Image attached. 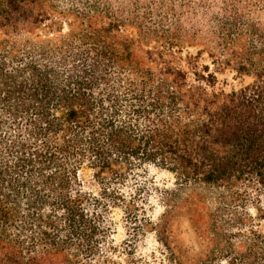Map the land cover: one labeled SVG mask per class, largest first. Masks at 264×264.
<instances>
[{
  "label": "trees",
  "instance_id": "16d2710c",
  "mask_svg": "<svg viewBox=\"0 0 264 264\" xmlns=\"http://www.w3.org/2000/svg\"><path fill=\"white\" fill-rule=\"evenodd\" d=\"M149 165L144 255L108 214ZM263 226L264 0H0V264H264Z\"/></svg>",
  "mask_w": 264,
  "mask_h": 264
},
{
  "label": "rangeland",
  "instance_id": "374dc122",
  "mask_svg": "<svg viewBox=\"0 0 264 264\" xmlns=\"http://www.w3.org/2000/svg\"><path fill=\"white\" fill-rule=\"evenodd\" d=\"M218 76L221 85H223L226 90L240 88L253 81L252 77L241 76L231 69L220 72ZM83 177L87 191L97 192L99 190V186L94 180L90 170H85ZM138 187H142L143 191L139 197L137 196L135 198V202L139 204L144 202L145 204L143 206L145 209L138 207L132 214H129L121 206L112 207L108 214V219H110L113 229L111 240L118 246H122L128 241H135L139 253L144 255H148L152 252L158 253L159 250H161V244L158 233L154 229L147 228L143 234L140 233L141 236L137 239L135 237L133 238L131 233H133V227L137 226L139 223V219L143 221L144 217L151 221L153 227H155L156 224H162L166 211V193L173 188L179 187V185L177 181H175L173 175L155 166L149 165L127 183L125 192L128 199H130L132 190ZM209 198L210 197H208V199ZM179 199H181V197ZM250 210L252 213H256L253 207H251ZM137 217L138 219L136 220ZM184 221H186V217L181 219V222Z\"/></svg>",
  "mask_w": 264,
  "mask_h": 264
}]
</instances>
